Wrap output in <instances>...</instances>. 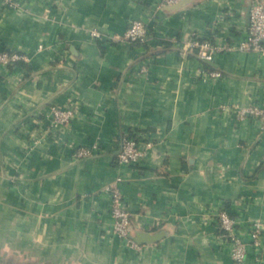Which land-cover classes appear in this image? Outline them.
I'll list each match as a JSON object with an SVG mask.
<instances>
[{
    "label": "crops",
    "instance_id": "obj_1",
    "mask_svg": "<svg viewBox=\"0 0 264 264\" xmlns=\"http://www.w3.org/2000/svg\"><path fill=\"white\" fill-rule=\"evenodd\" d=\"M13 1L0 0V49L26 58L0 63V264H264V235L259 248L250 234L253 220L264 221V128L222 108L264 106V53L205 60L192 45L243 37L250 0L177 9L160 0ZM134 18L148 22V42L116 38ZM53 104L77 114L43 134ZM133 128L154 144L140 163L121 164ZM70 144L97 151L74 158ZM119 175L141 248L113 230L107 186ZM223 205L248 242L243 262L219 235L213 214Z\"/></svg>",
    "mask_w": 264,
    "mask_h": 264
},
{
    "label": "built area",
    "instance_id": "obj_2",
    "mask_svg": "<svg viewBox=\"0 0 264 264\" xmlns=\"http://www.w3.org/2000/svg\"><path fill=\"white\" fill-rule=\"evenodd\" d=\"M10 4H17L13 0H7ZM180 0H160L159 5H169ZM95 35L101 36V32L94 31ZM116 38L131 42H148L151 38V31L147 21L141 18H134L130 21L125 33ZM192 45L198 47V55L205 60H212L217 52L224 50H254L264 53V0H250V18L247 30L243 37L234 39L226 43L213 40L193 39ZM26 58V55L16 51L0 49V63L11 64L19 59ZM146 70V67H143ZM206 76L218 77L221 72L218 70H208ZM222 108L232 110L238 119H245L249 116L259 119L260 125L264 128V106L252 103L243 105L238 101L223 103ZM77 114L74 104L61 106L53 104L46 113L48 124L42 128L43 134L55 133L61 125L70 122ZM35 140L38 136L35 135ZM153 141L145 139L142 131L133 128L126 131L122 136V143L117 153L118 161L121 164L140 163L146 153L153 145ZM74 158L86 157L94 154L96 146L70 144ZM123 177L119 175L112 183L107 186L110 194L108 208L113 219V230L122 237L127 244L141 248L142 245L131 233L132 211L128 205L121 183ZM219 228L220 237L228 243L233 258L238 262H243L248 254V242L239 231V221L231 215L228 208L224 205L213 214ZM250 234L252 243L261 248L264 235V221L255 219L250 223ZM262 252L260 251L259 254Z\"/></svg>",
    "mask_w": 264,
    "mask_h": 264
},
{
    "label": "water",
    "instance_id": "obj_3",
    "mask_svg": "<svg viewBox=\"0 0 264 264\" xmlns=\"http://www.w3.org/2000/svg\"><path fill=\"white\" fill-rule=\"evenodd\" d=\"M190 1L191 0H180V1L176 2V3L170 4V7L177 9V8L181 7L182 5H184V4H186V3L190 2ZM249 18H250V6H249ZM153 239H154V237L151 236V237H148L146 240L152 241Z\"/></svg>",
    "mask_w": 264,
    "mask_h": 264
},
{
    "label": "rangeland",
    "instance_id": "obj_4",
    "mask_svg": "<svg viewBox=\"0 0 264 264\" xmlns=\"http://www.w3.org/2000/svg\"><path fill=\"white\" fill-rule=\"evenodd\" d=\"M7 264H14V263L8 261ZM22 264H25V263L23 262ZM26 264H29V263H26Z\"/></svg>",
    "mask_w": 264,
    "mask_h": 264
}]
</instances>
